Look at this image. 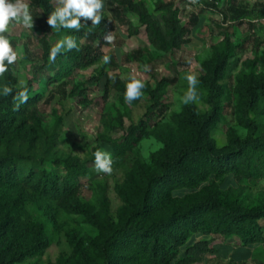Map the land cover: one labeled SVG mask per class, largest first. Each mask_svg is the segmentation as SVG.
Instances as JSON below:
<instances>
[{"label": "trees", "instance_id": "trees-1", "mask_svg": "<svg viewBox=\"0 0 264 264\" xmlns=\"http://www.w3.org/2000/svg\"><path fill=\"white\" fill-rule=\"evenodd\" d=\"M52 1L30 0L31 8L38 13L39 28L45 32V66L49 64L53 46L48 39L52 28L47 24V17L54 10ZM218 2L208 5L216 7ZM107 4L113 19L127 26L130 36L145 27L151 46L163 53L188 44L192 27L199 21L197 15L189 23L183 21L173 0L155 3L160 18L154 16L143 0H107ZM227 8L224 16L240 22L264 15V1L248 7L230 0ZM102 16L97 26L81 19L83 27L79 31L60 30L65 36L76 38L79 50L57 57L60 70L53 79L89 68L102 59L103 52L96 43L114 30L107 14L102 12ZM235 48L232 43H222L213 57L204 62L200 82L207 91L205 101L209 109L201 112L196 104H188L177 128L167 126L160 138L164 147L151 155L152 166L139 163L138 177L131 178L128 188L121 191L125 205L119 211V221L115 223L105 213L83 209L98 234L77 242L73 254L60 264H194L212 252L210 240L188 242L196 234L237 236L244 246L264 243L260 224L264 219V203L255 207L238 202L227 204L216 184L230 174L238 179H264V123L253 116L264 111V73L250 75L238 90L239 121L247 128V135L231 136L222 147L212 136L222 117L223 81ZM131 56L141 59L144 51L137 49ZM103 75L104 72L99 74L98 79ZM174 81L162 78L155 88H148L151 105L145 118L132 125L121 142L110 140L116 149L125 151L134 147L147 133L148 122L154 116L165 115L168 105L162 99L163 93ZM5 84L12 87L13 93L7 97L0 94V151L4 150L0 152V264H23L45 252L55 229L51 218L31 220L27 206L50 201L66 204L80 190L81 178L89 176L91 168L78 156L38 157L30 152L33 140L39 139L37 130L42 128L38 104L44 97V89L33 90L31 80L27 87H18L12 66L0 82V91ZM23 88H27L28 100L19 104L13 97ZM177 190L189 192L178 196L174 194Z\"/></svg>", "mask_w": 264, "mask_h": 264}, {"label": "rangeland", "instance_id": "rangeland-1", "mask_svg": "<svg viewBox=\"0 0 264 264\" xmlns=\"http://www.w3.org/2000/svg\"><path fill=\"white\" fill-rule=\"evenodd\" d=\"M143 1L147 2L154 16L160 18L161 13L155 10V3L172 0ZM173 1L179 9V17L186 23L193 15L199 17L198 23L192 27L188 44L166 53L155 50L145 27H141L137 35L130 36L128 27L121 26L113 19L107 0H103V12L114 26L111 32L114 40L109 44L103 39L96 46L103 52V57H110V63L105 64L102 57L97 64L75 70L69 75H59L58 79H53L60 70L58 58L54 64L49 62L48 66L44 65L45 32L39 28L38 13L30 6L33 29H26L17 23L9 26L6 35L13 40L14 50L18 53V60L12 65L18 87H27L31 80L33 90L44 89V97L38 104L42 128L37 130L39 139L33 140L30 152H35L38 157L78 156L87 161L91 168V174L81 178L80 190L66 204L50 201L40 206H27L31 220L51 218L55 229L52 243L45 252L23 264H60L61 260L73 254L77 242L87 236H96L98 232L88 222L83 209L90 208L94 213H105L112 222L119 221V211L125 205L121 191L128 188L131 178L138 177L139 163L152 166L151 155L164 147L160 138L164 136L167 126L177 128L184 113L187 105L181 103V97L188 88L187 74L194 73L199 81L198 100L194 104L201 112L209 109L205 101L207 91L200 82L204 74L203 64L225 42L234 44L236 48L223 81L222 117L215 125L212 136L222 147L228 144L231 136L247 135V128L239 121L241 95L238 90L242 82L250 79V75L264 73V15L251 16L240 22L224 16L230 0H219L216 7L208 5L216 0H197L195 4L190 0ZM263 1L237 0V4L252 7ZM25 2L30 5V0ZM52 2L55 7L54 0ZM64 36L61 31L52 29L48 39L54 45ZM137 49L144 51L141 59L131 56ZM145 66L151 70L145 72ZM102 72L105 76L98 79ZM130 75L141 79L145 87L142 97L128 104L124 100V93ZM162 78L175 80L163 93L162 99L168 105L167 112L164 116H154L148 122L147 133L134 147L125 151L116 149L110 140L121 142L129 134L130 127L145 118L151 105L148 88H155ZM2 80L3 77H0V82ZM48 96L52 97L47 99ZM253 116L264 123V111ZM32 124L30 121L29 125L33 127ZM30 135L32 138V133ZM98 149L111 154L114 161L111 175L95 171L94 153ZM216 184L223 202L227 204L238 202L246 207H255L264 203V179H238L230 174L218 179ZM188 192L177 190L174 194L184 196ZM260 224L264 231V219L260 220ZM202 239L210 240L212 252L204 254L202 260L194 264H264V243L244 246L237 236L226 238L212 234H196L188 242Z\"/></svg>", "mask_w": 264, "mask_h": 264}, {"label": "clouds", "instance_id": "clouds-1", "mask_svg": "<svg viewBox=\"0 0 264 264\" xmlns=\"http://www.w3.org/2000/svg\"><path fill=\"white\" fill-rule=\"evenodd\" d=\"M190 2L195 4L197 0H190ZM54 3L55 7L47 17V24L57 32L61 29L79 31L83 27L81 19L84 21L90 20L92 26L101 24L103 19V0H54ZM13 23L22 24L26 29H33L34 21L29 3L25 0H0V77H3L9 71V66L14 65L18 60V53L14 50L12 42L6 35L9 26ZM103 39L110 44L113 42L114 36L111 32H108ZM73 50H79L77 40L71 35H66L50 48L49 62L54 64L59 55ZM103 62L105 64L110 63V57L105 55ZM144 70L147 72L151 69L145 66ZM185 79L188 88L181 97V103L188 105L198 100L197 84L199 81L194 73L187 74ZM144 87L145 84L141 79H138L135 75H130L125 85V102L131 104L134 100L140 99ZM12 93V87L7 84L0 91V94L4 97L12 95ZM13 99L18 101L19 104L26 103L28 100L27 88L18 91ZM113 163V158L109 152L99 149L95 151L94 167L96 172L111 175Z\"/></svg>", "mask_w": 264, "mask_h": 264}]
</instances>
